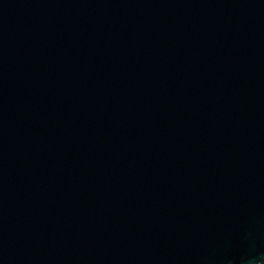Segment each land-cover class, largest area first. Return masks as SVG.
Segmentation results:
<instances>
[{"label": "water", "instance_id": "1", "mask_svg": "<svg viewBox=\"0 0 264 264\" xmlns=\"http://www.w3.org/2000/svg\"><path fill=\"white\" fill-rule=\"evenodd\" d=\"M0 264H264V0H0Z\"/></svg>", "mask_w": 264, "mask_h": 264}]
</instances>
